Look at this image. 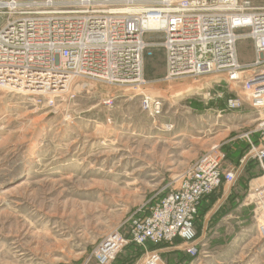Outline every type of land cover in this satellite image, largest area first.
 I'll return each instance as SVG.
<instances>
[{
	"label": "rangeland",
	"instance_id": "rangeland-1",
	"mask_svg": "<svg viewBox=\"0 0 264 264\" xmlns=\"http://www.w3.org/2000/svg\"><path fill=\"white\" fill-rule=\"evenodd\" d=\"M236 54L240 65L252 63V41L240 38ZM164 58L160 48H145L146 80L163 75ZM220 78L158 80L133 89L76 80L73 98L46 96L38 106L0 90V264H97L100 243L113 233L128 239L130 220L148 213L212 148L235 178L203 202L197 254H186L181 242L156 250L163 264H264L257 229L264 179L258 181L261 168L246 139L249 134L256 144L264 110L228 111L235 87ZM142 96L162 100L159 117L141 110ZM125 246L110 264H137L145 252Z\"/></svg>",
	"mask_w": 264,
	"mask_h": 264
},
{
	"label": "built area",
	"instance_id": "built-area-1",
	"mask_svg": "<svg viewBox=\"0 0 264 264\" xmlns=\"http://www.w3.org/2000/svg\"><path fill=\"white\" fill-rule=\"evenodd\" d=\"M149 34L163 40L164 82L215 74L235 87L225 101L228 111L249 106L263 112L264 6L252 0H0V90L31 97L38 106L46 96L73 98L69 88L76 80L145 86L143 52L156 44L144 41ZM240 38L252 41L255 59L250 64L238 63ZM52 100L47 105L55 109ZM139 105L153 118L164 107L153 96H142ZM255 132L256 144L246 136L248 155L264 179V118ZM222 159L213 148L200 157L148 213L130 220L128 239L118 233L107 236L94 252L95 262L110 264L129 243L145 251L137 264H163L161 251L147 247L175 241L195 256L202 199L221 185L231 186L235 178L233 169L224 170ZM257 198V229L264 238V186Z\"/></svg>",
	"mask_w": 264,
	"mask_h": 264
},
{
	"label": "crops",
	"instance_id": "crops-1",
	"mask_svg": "<svg viewBox=\"0 0 264 264\" xmlns=\"http://www.w3.org/2000/svg\"><path fill=\"white\" fill-rule=\"evenodd\" d=\"M157 38H159L160 40L159 41H152V42H154V43H156V44H150V45H148V46H153V47H158V48H160L161 50H163V53H164V56H165V50H164V48L161 46V43H162V37L161 36H158ZM148 42H151V41H148ZM143 57V56H142ZM166 56H165V58H164V70L162 71L163 72V75L161 76V77H158V78H152V79H149V80H146L145 78H144V73H143V70H142V73H143V78H144V80L147 82V83H149V82H154V81H160V80H163L164 78H165V75H166ZM258 137V136H257ZM257 137H255L254 136V141H256V143L258 142L257 140ZM253 141V142H254ZM262 176V175H261ZM259 179H262V177H260V178H258V180Z\"/></svg>",
	"mask_w": 264,
	"mask_h": 264
},
{
	"label": "trees",
	"instance_id": "trees-1",
	"mask_svg": "<svg viewBox=\"0 0 264 264\" xmlns=\"http://www.w3.org/2000/svg\"><path fill=\"white\" fill-rule=\"evenodd\" d=\"M254 142H256V141H254ZM214 195V193H212L211 195H208V196H206V197H204L203 199H202V202H201V205L199 206V209H198V213H197V217H196V221H197V219L199 218L198 217V215H199V213H200V210H201V207H202V205H203V202H205V201H207V200H209V198H211L212 196ZM196 221H195V223H196ZM175 242H179V241H175ZM161 247L162 245L160 244V245H154V246H152V245H149L148 246V249H150V250H155L157 247ZM125 248H133V249H137V250H139V249H142L141 247H137V246H135L134 244H132V243H129L127 246H125ZM143 251V250H142ZM126 262V261H125Z\"/></svg>",
	"mask_w": 264,
	"mask_h": 264
},
{
	"label": "bare ground",
	"instance_id": "bare-ground-1",
	"mask_svg": "<svg viewBox=\"0 0 264 264\" xmlns=\"http://www.w3.org/2000/svg\"><path fill=\"white\" fill-rule=\"evenodd\" d=\"M149 25H150V27H153V28H155L156 27V25L155 24H150L149 23ZM148 42V41H147ZM152 42V41H151ZM157 43V42H156ZM162 44V43H161ZM91 86V85H90ZM261 180V179H260ZM259 181V180H258ZM250 199V198H249ZM247 201V200H246Z\"/></svg>",
	"mask_w": 264,
	"mask_h": 264
}]
</instances>
